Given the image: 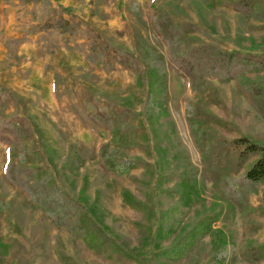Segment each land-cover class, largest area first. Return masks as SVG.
Listing matches in <instances>:
<instances>
[{
	"label": "rangeland",
	"instance_id": "374dc122",
	"mask_svg": "<svg viewBox=\"0 0 264 264\" xmlns=\"http://www.w3.org/2000/svg\"><path fill=\"white\" fill-rule=\"evenodd\" d=\"M51 1L69 8L63 13L67 22L99 34L101 44L140 56L146 44L163 55L168 96L164 111L151 122L143 118V127L139 113L145 93L134 72L120 66L102 70L77 49L49 52L47 33L40 40L29 34L16 50L8 49L5 37L23 36L30 14L16 0H0V123L35 116L42 155L54 158L60 187L99 211L111 240L124 236L130 241L127 252L110 247L99 255L82 236L54 224L19 186L5 180L11 153L0 141V198L5 203L0 264H213L223 249L224 264H264L262 255L250 258L252 248L264 244V183L244 198L231 187L258 156L236 162L245 149L241 142L264 146V96L245 91L238 78H208L196 97L190 79L170 64L154 27L152 0ZM238 1L158 0L154 8L195 24L190 34L196 39L241 54H264V0H243L256 5L250 14ZM95 2L106 18L94 13ZM58 38L62 43L66 37ZM55 72L61 75L58 81ZM258 77L264 82V71L243 82ZM117 106L128 110V125L119 131L108 121ZM195 171L200 197L187 214L183 211L182 231L200 221L208 230L190 254L170 258L163 252L174 239L160 226L164 218L177 219L171 213L178 198L173 190L181 176L185 180Z\"/></svg>",
	"mask_w": 264,
	"mask_h": 264
},
{
	"label": "trees",
	"instance_id": "16d2710c",
	"mask_svg": "<svg viewBox=\"0 0 264 264\" xmlns=\"http://www.w3.org/2000/svg\"><path fill=\"white\" fill-rule=\"evenodd\" d=\"M157 1L150 2L155 30L167 46L171 66L190 79L196 97L201 95L204 82L208 78L220 80L238 78L240 86L245 91L253 96H264V82L259 77L251 82H243L249 75L253 73L259 75L264 71V54H241L196 39L190 34L196 28L195 24L175 20L163 9L154 8ZM16 2L20 8L30 14L29 29L21 37L6 36L4 43L8 49L13 47L16 50L21 43L30 39L29 34L38 35L37 39L40 40L44 39L47 33L52 43L49 52L59 47L77 49L84 52L86 58L102 70L110 71L120 66L134 72L136 83L144 89L145 93L142 110L139 113L141 120L145 118L147 122H151L157 114L164 111L168 96V64L163 55L157 54L146 44L140 47L141 56L128 48L101 44L98 41L99 34H94L92 30L87 34L79 24L67 22L63 13L69 8H58L51 0H16ZM97 3L95 2L94 13L106 18L107 15L101 12ZM238 3V7L246 14L252 13L256 6L253 1L246 3L239 0ZM86 29H88L87 26ZM81 32H85L84 35ZM58 36L66 38L61 43ZM184 39H186L185 43L182 41ZM60 77L59 73H54L57 81ZM57 83L56 91L59 89ZM126 110L127 107L124 106H117L116 110H113L112 116L108 117L111 129L119 131L128 125L124 122ZM131 111L134 112L133 109ZM36 119L35 116L26 114L19 116L14 122L0 123V141L8 145L11 153L4 169L5 180L19 186L54 224L82 236L85 242L98 251L99 255L105 254L110 247L120 252H127L130 249V241L127 237L111 240L99 217V211L91 209L88 204L70 196L60 187L53 174L54 158H46L42 155L41 141L37 136L39 126L34 123ZM141 122L145 127L146 121ZM27 138L30 140L29 147L26 146ZM241 143L245 144V149L238 155L236 162L258 154L244 174L235 178L231 185L237 197L244 198L257 185L264 183V146L252 141L246 142V140ZM105 146L106 144L102 148ZM197 187V171L194 174H188L185 180H182L181 176L176 183L173 191L178 198L171 207V213L177 216V219L167 221V218H164L160 226L164 228L166 237L174 239L171 248L163 252L164 256L176 258L190 254L200 243V237L208 230L206 221H200L182 231L183 211L187 214L196 199L200 197ZM183 189L186 190L184 195H182ZM4 204L0 198V211L4 208ZM225 253L224 249L218 252L213 264H224ZM253 255L264 256V244L253 247L250 258Z\"/></svg>",
	"mask_w": 264,
	"mask_h": 264
}]
</instances>
